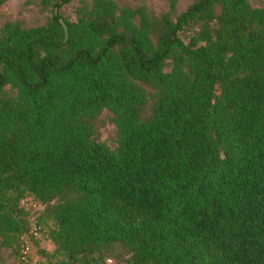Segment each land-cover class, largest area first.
Returning a JSON list of instances; mask_svg holds the SVG:
<instances>
[{
  "label": "trees",
  "instance_id": "trees-1",
  "mask_svg": "<svg viewBox=\"0 0 264 264\" xmlns=\"http://www.w3.org/2000/svg\"><path fill=\"white\" fill-rule=\"evenodd\" d=\"M71 1L0 27L1 243L23 264L39 236L48 264L111 244L129 264H264V9L90 0L71 20ZM103 110L114 149L92 139ZM26 195L43 205L28 226Z\"/></svg>",
  "mask_w": 264,
  "mask_h": 264
},
{
  "label": "rangeland",
  "instance_id": "rangeland-1",
  "mask_svg": "<svg viewBox=\"0 0 264 264\" xmlns=\"http://www.w3.org/2000/svg\"><path fill=\"white\" fill-rule=\"evenodd\" d=\"M118 6L126 4L129 6L143 5L144 8L153 14H161L168 12L167 0H113ZM190 0H176L173 11L169 13L173 18L179 12L185 9ZM252 8L264 9V0H247ZM83 3L89 4L90 0H72L68 4L61 7L60 12L63 17L68 19H75L79 14L78 10ZM48 12L40 5L39 0H5L0 4V27L5 22H18L22 27H33L43 24L48 18ZM167 68V65L166 67ZM8 93H13V90L6 89ZM95 131L92 134L93 141L99 142L109 149H114L115 142V128L111 122V115L103 110L95 124ZM20 208L19 214L16 218L25 222L26 226L35 221V217L42 211L43 205L40 204L32 196L26 195L18 202ZM43 225V224H41ZM44 226V225H43ZM46 228L48 225H45ZM45 228V227H44ZM52 245L50 241L43 236L36 238L35 243L31 247L32 262H39L40 264H48L59 260L60 257L50 258L52 252ZM129 254L126 250L118 245L111 244L105 246L100 253L97 264H129ZM60 262V261H58ZM0 264H23L19 261L18 256L13 254L10 247L2 244L0 241Z\"/></svg>",
  "mask_w": 264,
  "mask_h": 264
},
{
  "label": "built area",
  "instance_id": "built-area-1",
  "mask_svg": "<svg viewBox=\"0 0 264 264\" xmlns=\"http://www.w3.org/2000/svg\"><path fill=\"white\" fill-rule=\"evenodd\" d=\"M31 235L35 236L37 235V228H31ZM20 254L21 257L24 259V257H26L28 255V251H29V240L28 238L24 235V236H20Z\"/></svg>",
  "mask_w": 264,
  "mask_h": 264
}]
</instances>
